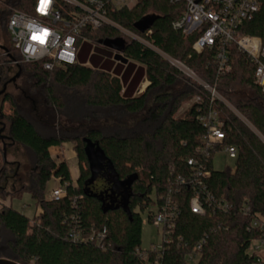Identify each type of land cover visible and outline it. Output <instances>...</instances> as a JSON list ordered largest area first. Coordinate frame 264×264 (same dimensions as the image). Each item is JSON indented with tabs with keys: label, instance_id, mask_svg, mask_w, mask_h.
<instances>
[{
	"label": "trees",
	"instance_id": "trees-1",
	"mask_svg": "<svg viewBox=\"0 0 264 264\" xmlns=\"http://www.w3.org/2000/svg\"><path fill=\"white\" fill-rule=\"evenodd\" d=\"M34 1H0V20L6 22L5 36L1 30L5 42L0 45V84L10 81V68L16 66L27 97L48 108L44 118L40 114L32 119L9 92H3L0 117L9 122V138L30 152L33 168L27 186L16 190L1 186L4 176L0 174V258L19 264H256L247 250L255 240L264 239L260 224L264 216V93L255 83V65L248 55L233 44L230 70L221 72L214 50L206 48L190 56L198 34L185 36L173 25L183 3L136 0L130 8H111L108 17L116 26L104 25L89 37L92 43L116 39L119 28L135 36L125 40L123 55L143 65L149 85L138 96L128 95L123 79L112 76L94 55L90 65L78 61L53 70L44 69L40 62H24L10 43L8 20L12 9L32 13ZM145 16L154 20L150 29L141 32L135 24ZM240 32L264 44V1ZM173 61L188 67L195 78L186 76ZM203 83L215 86L220 98L211 102ZM237 86L249 94L236 97ZM195 97L199 100L178 117L182 103ZM210 108L223 122L224 145L237 149L234 166L223 170H216L213 162L222 147H215L208 159L198 151L206 132L198 117ZM87 141L103 151L119 182L132 180L121 204L108 205L106 196L88 185L92 170ZM66 142L75 144L80 170L76 184L68 162H57L50 154L51 147ZM191 157L204 160L208 177H192L187 165ZM179 174L188 183L172 184ZM52 179L65 186L63 198L45 195ZM171 189L179 210L175 235L161 248L143 250L141 213L148 212L151 220L152 208L160 206ZM25 192L42 210L33 217L12 206ZM196 193L204 214L190 208ZM224 203L229 207L219 206ZM71 229L84 235L106 229L104 246L73 241ZM203 240L198 259L190 262L188 254ZM262 257L264 262V250Z\"/></svg>",
	"mask_w": 264,
	"mask_h": 264
},
{
	"label": "built area",
	"instance_id": "built-area-1",
	"mask_svg": "<svg viewBox=\"0 0 264 264\" xmlns=\"http://www.w3.org/2000/svg\"><path fill=\"white\" fill-rule=\"evenodd\" d=\"M171 3H183L184 9L174 21L175 29L180 30L185 36L198 34L190 49V56L200 54L206 48L215 52L219 62V72L230 70V46L235 44L243 53L247 54L255 65L254 80L264 93V44L261 39L240 32L244 23L250 21L259 11L264 0H170ZM136 0H35L33 12L27 13L19 9H12L8 20L10 43L18 50L24 62H40L46 70L74 64L78 62L77 56L83 43L91 44L89 37L91 31L104 25L116 26L109 17V10L130 8ZM119 28V27H118ZM124 33V40L135 37L129 31L119 28ZM39 37L44 42L40 43ZM2 56L8 57L6 52ZM174 65L186 73H194L184 64L173 61ZM1 65V63H0ZM211 93V102L220 98L215 86L203 83ZM199 100L195 97L193 102ZM199 121L206 128L203 135V145L198 148L201 156L208 159L215 147H222L229 158L237 157L234 146H225L226 138L223 122L218 112L210 108L208 112L199 115ZM218 152V153H220ZM217 154V153H216ZM187 165L192 169V177H208L210 172L206 169L204 160L191 157ZM174 173V170H171ZM59 180V179H57ZM60 182V180H59ZM188 183L185 176H175L172 184L184 185ZM204 189V188H203ZM172 189L162 199V204L152 208L151 223L162 229V244L169 243L176 230V219L179 215L178 205L171 194ZM50 198L60 199L66 195L65 186L60 184L49 192ZM210 199L207 196L206 201ZM228 208L229 204L219 205ZM190 208L196 214H204L205 207L199 193L191 198ZM257 222H254V225ZM106 229L93 231L84 235L81 231L71 229L69 238L73 241H92L99 246H104ZM204 240L188 254L190 262L198 259ZM161 246L151 249H158ZM264 250V239L252 242L248 253L256 258V264H264L261 252Z\"/></svg>",
	"mask_w": 264,
	"mask_h": 264
},
{
	"label": "rangeland",
	"instance_id": "rangeland-1",
	"mask_svg": "<svg viewBox=\"0 0 264 264\" xmlns=\"http://www.w3.org/2000/svg\"><path fill=\"white\" fill-rule=\"evenodd\" d=\"M1 2H4L6 0H0ZM6 22L4 20H0V45H2L5 42V39H2V33H4L5 36V24ZM124 33L121 32L117 38L124 40ZM88 44V43H87ZM86 44V45H87ZM82 51V54H85V60L88 65H90L89 59L92 55L96 59H99L100 61H104L105 59L114 58L115 50L112 48H109L105 45V40H99L95 43H91L89 45V48L85 46ZM114 60V59H113ZM186 76H190L192 78H195L191 73H186L187 71H183ZM17 72V67L13 66L10 68V81L7 83L5 91L9 92L14 99H16L19 104L24 108L26 113L31 117L32 119H39V115L44 118L46 109H48L43 104H36L33 99H30L27 97L25 92V85L22 76ZM3 89L4 85L0 84V103L3 97ZM236 91V97L240 96H246L248 91L244 87L237 86L235 89ZM41 96H38L37 100L41 101ZM194 100V99H193ZM192 101L183 102L181 108L179 109L177 116L183 117L188 110L189 106L193 103ZM237 114H239L237 111H235ZM4 113L8 114V105H4ZM239 117L244 121L245 118L239 114ZM8 126L9 122L4 118L0 117V174L4 176V180H2L1 186H5V189L7 190H16L20 188L22 185L27 186L29 183L28 179L32 172L33 163H32V156L30 155V152L23 148L19 143L13 142L9 138L8 133ZM65 144H68V148H66L65 156H70L73 154V151H75V144L72 142H66ZM54 157H52L55 161L58 162L57 158L55 157L57 153L56 149L51 150ZM73 156V155H72ZM70 160H73L70 162V166L73 168L75 166V163L77 162V153L76 156L74 155L71 157ZM214 162V168L216 170H223L228 166L233 167L235 159L229 158L228 155L224 152H220L215 154L213 158ZM103 169L101 173L98 175V177L90 184L92 186V191L96 192L99 195H105V201L108 205L112 204H121L124 201V196L127 193V186L124 183H120L117 181L114 173L110 169V167L107 165V163H104ZM74 174V171H73ZM53 182L55 180H52L51 185H53ZM45 195L47 198H50L49 192H45ZM7 204H9V200L6 201ZM12 206L14 209L22 212L23 214L33 217L37 214V206L36 201L32 198L31 194L28 192L23 193L22 197L16 198L12 201ZM154 210V208H153ZM142 218H143V225H142V249L143 250H149L153 247L161 246L162 245V229L158 226H155L151 223V221L148 218V212H143ZM260 224L264 225V216L260 219ZM6 236L8 234L6 233ZM261 256H263V252L260 253Z\"/></svg>",
	"mask_w": 264,
	"mask_h": 264
},
{
	"label": "crops",
	"instance_id": "crops-1",
	"mask_svg": "<svg viewBox=\"0 0 264 264\" xmlns=\"http://www.w3.org/2000/svg\"><path fill=\"white\" fill-rule=\"evenodd\" d=\"M85 46L87 47L86 43H83L81 50H83ZM84 58H85V54L83 55L82 51L79 50L77 60L79 62L80 61L85 62L86 60ZM113 59L109 57L107 58V60L105 59V61L101 60L100 64H104L105 68H107V70L111 73L112 76H118L119 78L123 79L124 81L123 90H126L127 94L132 95V96H138L142 92H144L147 86L149 85V81L146 77L143 65L138 62L131 61L130 59H127L125 63L121 61H117L115 60V58ZM84 64L88 65L87 63H84ZM66 148H68V144H65V143L62 144L61 146L51 147L50 154L52 157H54L51 150L56 149L58 154H56L55 157L57 158L58 162H61V161L68 162L73 184H76L79 178V175H80L78 162L75 163V166L73 168L70 166V162L73 161L70 159L74 155L76 156V153L75 151H73V154H72L73 156L72 155L65 156L64 152L66 151ZM73 171H74V174H73ZM52 180L53 181L55 180V182H53V185L50 184L52 183ZM52 180L46 186L45 192L47 193L60 184L59 180L57 179H52ZM36 208H37V214H39L42 210L40 207H36Z\"/></svg>",
	"mask_w": 264,
	"mask_h": 264
},
{
	"label": "water",
	"instance_id": "water-1",
	"mask_svg": "<svg viewBox=\"0 0 264 264\" xmlns=\"http://www.w3.org/2000/svg\"><path fill=\"white\" fill-rule=\"evenodd\" d=\"M153 20H154V17L145 16L144 18H142L139 22H137L135 24V27L139 31L145 32L146 30L150 29V27L152 26ZM105 45L116 51L115 56H114L115 60L121 61L123 63H125L127 61V58L123 55V50L125 47V40L120 39V38L106 39ZM6 86H7V83L4 84L3 92H5ZM87 142H88L87 154L89 157L91 170H92V176H91L90 180L88 181V185H90L98 177V175L101 173V171L103 169L102 165L104 163H107V165L110 167L111 170H112V167H111L110 162L106 160V157H105L103 151L98 146L93 144L91 141H87ZM112 172H113V170H112ZM131 182H132V180H126V181H123L120 183L126 184L127 192H128V189L130 187ZM126 199H127V193L124 196V201ZM0 264H19V263L16 262L15 260H12L9 258H0Z\"/></svg>",
	"mask_w": 264,
	"mask_h": 264
},
{
	"label": "snow or ice",
	"instance_id": "snow-or-ice-1",
	"mask_svg": "<svg viewBox=\"0 0 264 264\" xmlns=\"http://www.w3.org/2000/svg\"><path fill=\"white\" fill-rule=\"evenodd\" d=\"M33 39H39V42H40V43H43V42H44L43 39H40L39 37H36V36H34Z\"/></svg>",
	"mask_w": 264,
	"mask_h": 264
}]
</instances>
